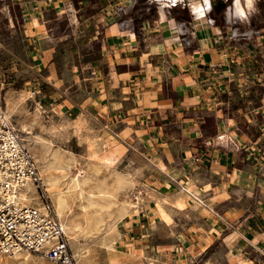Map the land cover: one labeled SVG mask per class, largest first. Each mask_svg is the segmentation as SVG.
Listing matches in <instances>:
<instances>
[{"label": "crops", "instance_id": "0c3cea01", "mask_svg": "<svg viewBox=\"0 0 264 264\" xmlns=\"http://www.w3.org/2000/svg\"><path fill=\"white\" fill-rule=\"evenodd\" d=\"M18 2L27 84L39 95L29 105L39 103L71 131L89 129V136L116 142L125 150L121 159L142 167V179L158 183V196H176L177 208L189 203L188 195L173 193L178 183L199 194L204 203H189L190 219L178 223L170 215L184 235L183 264H258L252 254L264 253V0L248 9L247 20L235 0H210L204 17L188 0L175 7L159 0ZM156 242L150 260L172 264L170 241ZM217 244L228 247V257L202 259Z\"/></svg>", "mask_w": 264, "mask_h": 264}, {"label": "rangeland", "instance_id": "374dc122", "mask_svg": "<svg viewBox=\"0 0 264 264\" xmlns=\"http://www.w3.org/2000/svg\"><path fill=\"white\" fill-rule=\"evenodd\" d=\"M18 3V0H0V107L3 106L4 111H6L8 98L14 102H18V110L14 113V116L9 118L14 123L16 130L19 129L18 123L23 119H26L25 121H28L30 124L36 121L37 125L49 128L53 126L64 127V133L58 137V145H63L66 151H71L73 157H80L84 154L85 147H87L84 142L94 137L89 136L92 131L89 129L85 130L81 134V141L78 144L76 138L72 136L75 130L71 131L69 124L53 118L52 114L50 115L46 111L41 110L39 112L37 107L29 105V101L35 100V98L38 99L39 95L34 93L35 88L33 85L27 84L30 79L27 71V57L25 56L27 43L21 31L20 20L22 16L21 11L17 8ZM27 91L34 93V99L26 97ZM36 131H39V127L36 128ZM20 134L24 137L21 132ZM108 142L112 146V150L120 154V163L115 166L116 172L112 178L106 179L105 174L101 172L100 179L105 180V187L110 188L113 180H116L120 184L125 183L120 172L127 167L129 162H132L133 167H138V165L134 161L122 160L121 157L125 150L117 145L116 142ZM89 152L93 161L102 162L103 165L105 163L108 165L112 164L108 156L101 158L98 153H93L95 152L94 149H89ZM78 175V169L76 167L72 168L71 177ZM142 178H144L143 173ZM142 178L139 180V184L143 187H140L137 192L141 203L137 205V200L129 197L128 201L133 202L137 207H132L125 219H121V217L117 218V212L119 206L125 201V197L129 195L126 190L115 194L112 191H106V195L100 196L98 200L101 206L90 210L88 220L82 221L83 227L79 234L78 245L87 248V255H85L86 257L82 264L84 262L85 264H155L150 259H155L157 254L148 248L151 245L150 241L152 243H157L156 241H170L169 244L172 245L170 248L173 250V255L169 260H172V264H183L181 259L185 255V250L183 245L179 243V240L184 235H182L181 231H178L181 229L179 224L175 225L174 222L177 220L180 223L183 219H190V211L193 210L194 203L192 208L189 205L192 199L187 196L189 203L177 208L175 204L176 196L172 198L170 196H158L157 192H155L158 183L156 184L154 180H151V182L150 179L147 181ZM173 193H182L179 184L176 185ZM48 194L52 200L51 193L49 192ZM161 200L166 201L164 209L169 210L170 215H176L175 220L172 217V223L169 226L162 224L164 221L156 206V203L158 201L161 202ZM74 209H72L73 215L77 213L82 214V209ZM173 209L177 212H173ZM115 222H117L118 229L109 231V226H112ZM177 244L181 246L177 247ZM70 246L74 254L73 247L72 245ZM131 252L135 253L134 256L128 255ZM213 254H220L221 258L226 259L229 254L228 247L217 244L202 259H207L209 255L212 256ZM32 255L33 257L29 258L30 263L28 262V264H35V258L40 256L35 253H32ZM140 256H145L147 261L152 262H145ZM252 257L256 259L258 264H264V253L261 251L252 254ZM10 260L6 261L11 262L12 260ZM47 261L45 260L46 263H50Z\"/></svg>", "mask_w": 264, "mask_h": 264}, {"label": "clouds", "instance_id": "9594fccd", "mask_svg": "<svg viewBox=\"0 0 264 264\" xmlns=\"http://www.w3.org/2000/svg\"><path fill=\"white\" fill-rule=\"evenodd\" d=\"M182 2V0H170L171 7H175L177 3ZM256 0H244V4L241 3V0H235V7L237 14L243 19L247 20L248 18V9L253 7V4ZM204 5L206 7L195 8L194 11L199 13V17H204L208 12L212 11V5L210 0H204ZM71 7V6H70ZM73 11L72 22L76 23L75 20V10ZM163 20L164 17H161ZM214 24L213 20L209 21ZM131 40H135V34H130ZM39 111V110H38ZM39 127V131H36V128ZM64 127L53 126L51 128L37 125L36 121H33L31 124H24L18 130V134L9 141L10 147L14 151V155H19L24 148L29 149V154L36 161L33 166L37 169L35 173V179L40 181L38 185L41 190L47 194L49 193L50 182L59 183L60 180L68 181L71 175V169L76 167L78 169L80 177L83 179L79 181L77 178L73 177L71 182L65 183L62 189H59L55 194L59 203L54 200L52 204V211L54 214L61 217V225L64 235L70 238V241H74L75 237L79 235L82 231L80 224L82 221L87 220L88 217L77 213L73 215V208H84L87 206L89 209L96 207L94 201H98L100 196L95 195V193H101L104 191H112L114 194L122 191H127L129 194L125 197L126 203L119 206L117 212V218L122 217L125 214H128V209L131 207H137L141 203L137 192L140 187H143L139 184V180L142 178L143 168L142 167H133L132 162H129L127 167L124 168L120 175L123 176L125 183H117L116 180H113V183L110 188L105 187V180H101V172L105 174L106 179L113 177V174L116 172V165L120 163V154L112 150V146L107 140H101L99 135L84 142L87 147H85L84 154L80 157H73L71 151H66L63 145H58L57 140L64 133ZM20 132H26L28 135L26 137L20 136ZM35 133V134H34ZM72 136L76 138L77 143L81 141V132L77 127L76 131L72 133ZM223 137H220V140H223ZM16 141H19L17 143ZM95 145L94 151L100 155L101 158L108 156L112 161L111 165L105 163L104 165H99L94 163L89 152ZM26 166V164H25ZM159 167V165H157ZM63 169L61 177L59 179L53 180L52 173L54 171H59ZM32 171V169H29ZM2 179V177H0ZM89 185H93L92 188H89L87 192H84L83 189L88 188ZM77 187L80 191L72 196V203L68 205L65 198L69 197L71 193L77 192ZM67 189V191H64ZM193 196L197 198L199 202V194L193 192ZM0 197H3L5 200L10 201V203L16 205L18 208L24 206L25 204H30L33 201L38 199V194L33 190V180L30 176H21V178L15 181L12 185V194L8 196L3 190H0ZM131 199L137 200V205H132L127 203ZM79 202V203H77ZM159 206V205H158ZM4 207H8V204L0 205V211ZM57 208L60 211H57ZM45 215H48L45 211ZM69 217H72L69 219ZM50 223H55L50 221ZM112 227L111 225L109 226ZM52 231H55L53 228ZM5 235H7V229H4ZM37 232L32 231L27 234L26 243H29L31 246L36 247L38 251L42 248H46L50 244L49 237L51 232L45 234L42 237L37 239H32V237H37ZM56 237H51V240H55ZM78 241L72 244L74 251V258L77 260V264H80V261L87 255L84 246L77 247ZM57 247H62L61 245H56ZM9 250L14 252L15 255L9 257L12 261L19 260L21 257L27 259L25 250L19 248L18 246L9 245ZM0 255H3L0 252ZM58 259V258H56ZM42 264V262H41ZM54 264V262H53ZM65 264H71L70 260H65Z\"/></svg>", "mask_w": 264, "mask_h": 264}, {"label": "built area", "instance_id": "2783aa9c", "mask_svg": "<svg viewBox=\"0 0 264 264\" xmlns=\"http://www.w3.org/2000/svg\"><path fill=\"white\" fill-rule=\"evenodd\" d=\"M13 125L14 123L6 117L3 106H1L0 177L2 179H0V190L11 196L13 183L19 180L21 176H30L33 180V188L42 202V207L24 205L18 208L10 201L0 197V205L8 204V207H4L0 211V252L3 253V255H0V259L14 253H10V250L5 251L6 248L9 249V245H13L35 254L44 255L56 264H65L66 259L70 260L71 264H77L68 237L64 235L62 230L61 222L52 211L53 202L49 194L46 196L38 186L40 181L35 179L37 169L33 166L36 161L29 154L28 148H24L19 155H14V151L9 145V141L18 134ZM19 135L21 136L20 133ZM16 142L19 143V141ZM29 169H32V171H29ZM45 211L48 215H45ZM50 221L55 223H50ZM53 228L55 231H52ZM4 229H7V235H5ZM32 231L38 234L37 237H32V239H37L51 232L49 246L38 251L36 247L26 243L27 234ZM51 237H56V239L51 240Z\"/></svg>", "mask_w": 264, "mask_h": 264}, {"label": "bare ground", "instance_id": "6f19581e", "mask_svg": "<svg viewBox=\"0 0 264 264\" xmlns=\"http://www.w3.org/2000/svg\"><path fill=\"white\" fill-rule=\"evenodd\" d=\"M159 1H163V2H165V4H166V2L168 3V2H170V0H159ZM192 5H193V8L195 9V8H198V7H203L202 6V1L203 0H188ZM191 6V5H190ZM198 17H199V13H198ZM201 19V18H200ZM34 93H29L28 92V94L26 95V97H28L29 99L32 97L33 99H34ZM17 104H18V102H14V101H12V99H10V98H8V103H7V109H6V111H5V114H6V117L9 119L10 117H12V116H14V113H16V111L18 110V108H17ZM36 107H37V109L39 110V112L42 110V108L40 107V105H39V103H37V105H36ZM20 114V113H19ZM23 115V114H22ZM21 117V116H20ZM10 120V119H9ZM24 120V119H23ZM23 120H20V122L18 123V128H20L22 125H24V124H30L28 121H23ZM14 126V125H13ZM15 128V127H14ZM17 128V129H18ZM77 128V127H76ZM75 131H76V129H75ZM23 135H24V137H26L27 135H28V133H26V132H21ZM91 149H95V145H93V147L91 148ZM93 153H96V152H93ZM94 163H98L99 165H103V163L102 162H97V161H93ZM164 166V165H163ZM163 166H162V168H163ZM166 166V165H165ZM62 172H63V169H61V170H59V171H54L53 173H52V176H53V180H56V179H59L60 177H61V174H62ZM245 176H246V178L247 179H249L250 181H252L253 180V175H249V174H245ZM73 177H71V175H70V177H69V180L68 181H64V180H60V182L59 183H54V182H50V184L49 185H46V186H48L49 187V192L51 193V197H52V200H53V202H54V200H56L57 201V203H59V200H57V197H56V193H57V191L59 190V189H62L63 187H64V184L65 183H69V182H71V179H72ZM75 178H77V180H78V183H79V181L80 180H82L83 178L82 177H80V175H78V176H75ZM236 178V177H235ZM244 178V177H243ZM175 179V178H174ZM179 184V183H178ZM180 185V190H181V192L182 193H184L185 195H188L191 199H192V201H194V204H195V206H200V205H203V201H202V199L200 198V196H199V202L197 201V198L195 197V196H193V191H191L189 188H187V187H185L184 185H181V184H179ZM246 185H251V184H246ZM93 186L92 185H89L88 186V188H85V189H83V191L84 192H87L88 191V189L89 188H92ZM33 190L35 191V189L33 188ZM64 191H67V189H64ZM80 191V189H79V187H77V192H74V193H71L70 194V196L69 197H67V198H65L66 200H67V203H68V205H71V201H72V199H71V197L72 196H75L78 192ZM36 192V191H35ZM37 193V192H36ZM95 195H98V196H102V195H106V191H104V192H102V194L101 193H95ZM183 200H184V198H183ZM185 202V201H184ZM94 203H96V207H94L95 209L97 208V207H99V206H101V204L98 202V201H94ZM126 203V200L123 202V204L122 205H124ZM127 203H130V204H132V205H134V203L133 202H130V201H127ZM26 206H37V207H39V208H41L42 207V202L40 201V199H39V196H38V199L36 200V201H33L32 203H30V204H25ZM159 205V206H158ZM156 206L158 207V210H159V212H160V214H161V218L163 219V221L165 222V223H167L168 225H170L171 223H172V218H171V216H170V214H169V212H167L165 209H164V206L161 204V202H157L156 203ZM93 208H91V209H89L87 206H85L84 208H82V215H84V216H86V217H88L89 218V213H90V210H92ZM132 209V207L131 208H129L128 209V213L130 212V210ZM73 210H75L74 208H73ZM72 210V211H73ZM57 211H60V209L59 208H57ZM128 214H125V215H123L122 217H121V219H125L126 218V216H127ZM134 215V214H133ZM57 217L59 218V220H60V222H61V217L59 216V215H57ZM72 217H69V219H71ZM88 220V219H87ZM87 222V221H86ZM82 223V222H81ZM88 223V222H87ZM117 224V222H115V223H113L112 224V227L109 229V231H114L115 229H118V226L116 225ZM80 227H81V229H82V224H80ZM78 239H79V235H77L76 237H75V240L74 241H70L71 242V244L70 245H72L73 243H76L77 241H78ZM68 240H70V238L68 237ZM106 243V242H105ZM77 247H80L78 244H77ZM85 248V251L87 252V248L86 247H84ZM108 249H109V247H108ZM6 250H9L8 248H6L5 249V251ZM112 250H114L113 248H112ZM10 253H11V251H9ZM8 252V253H9ZM25 252H26V255H27V259H24L23 257H21L19 260H16V261H11V262H9V261H6V260H8L9 259V257L10 256H12V255H15V253H13V254H10V255H7V256H4V257H2L1 259H0V264H28V262L30 261L29 260V258H31V256L33 257V255H32V252L31 251H29V250H25ZM40 256H38L37 258H35L36 259V262H35V264H41V262H42V264H53V261H51V260H49L46 256L44 257V255H42L41 256V254H39ZM74 255V254H73ZM36 256V255H35ZM86 257V256H85ZM85 257L80 261V264H82V262L84 261V259H85ZM34 259V258H33ZM45 260H48L50 263H46L45 262ZM34 261V260H33ZM47 261V262H48ZM30 263V262H29ZM33 263V262H32ZM247 263V262H246ZM54 264H56L55 262H54ZM84 264H85V262H84ZM252 264V263H251Z\"/></svg>", "mask_w": 264, "mask_h": 264}]
</instances>
